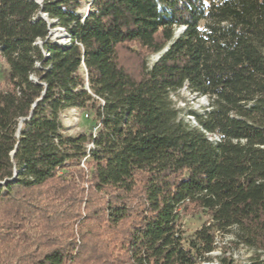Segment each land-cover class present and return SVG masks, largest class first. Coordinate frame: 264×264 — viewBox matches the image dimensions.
Segmentation results:
<instances>
[{"label":"trees","instance_id":"16d2710c","mask_svg":"<svg viewBox=\"0 0 264 264\" xmlns=\"http://www.w3.org/2000/svg\"><path fill=\"white\" fill-rule=\"evenodd\" d=\"M49 20L68 43H37ZM0 55V264H197L233 227L264 264V0H0ZM185 85L210 99L197 126ZM71 108L98 130L65 133Z\"/></svg>","mask_w":264,"mask_h":264},{"label":"rangeland","instance_id":"374dc122","mask_svg":"<svg viewBox=\"0 0 264 264\" xmlns=\"http://www.w3.org/2000/svg\"><path fill=\"white\" fill-rule=\"evenodd\" d=\"M39 1V0H37ZM43 1L44 0H40ZM89 4L85 3L84 7L80 9V13L85 15L88 13ZM55 22V21H53ZM58 28L54 31L55 34L50 39L58 44H66L69 42L68 36L65 30H59L61 26H55ZM184 26H179L175 31V38L180 36L184 31ZM44 41L43 39H39ZM38 40V41H39ZM43 45V44H42ZM135 47V46H133ZM125 62L129 64L130 68L136 70L138 65L141 64V59L138 58L134 53L131 54L130 51L125 52ZM162 53H152L147 55L146 62L148 67H151L161 56ZM39 68L42 67L40 63L37 64ZM6 70L7 64L5 60L0 55V88H5L7 85L6 81ZM172 103L175 109L178 110L179 116L187 123L192 126H197L198 122L195 113H204L209 110L210 99L206 95H199L191 91L186 85L171 93ZM64 131L70 135H77L82 132L94 133L98 130L99 124L96 122L92 113L86 112L78 108H71L66 110L61 115ZM210 138L219 140V136L216 134H210ZM83 167H86L82 164ZM85 187L88 188V183H83ZM86 215V210L83 211V217ZM82 217V218H83ZM209 215L205 211H199L196 213H189L182 216L180 221V228L183 231L184 243L188 247L190 239L194 232L199 229L205 222L209 220ZM81 220V219H80ZM79 221L73 223L72 228L74 231V237L78 245L82 244V231L79 228ZM81 222L80 224H82ZM90 228L89 223L85 226V229ZM77 251V249H76ZM256 251L252 247L246 246L238 241L236 227L231 228L228 232H217L215 248L212 252L208 253L205 258L200 260L197 264H219L220 258L223 256L232 257L237 264H248L252 258L256 257ZM261 259H264V251H260ZM76 254V252H75ZM129 264V263H128Z\"/></svg>","mask_w":264,"mask_h":264},{"label":"water","instance_id":"95a60500","mask_svg":"<svg viewBox=\"0 0 264 264\" xmlns=\"http://www.w3.org/2000/svg\"><path fill=\"white\" fill-rule=\"evenodd\" d=\"M35 1H36L38 4L42 5V2H39V1H37V0H35ZM40 13H41V16H42V17H44L45 19L48 20V18H47V14H46L45 12L41 11ZM52 23H53V20H49L50 30H49V35L46 37V40H44V41H40V40H39V41H37L38 44L42 45L43 43H45V42L49 41L50 39H52L51 34H52L53 30L58 29V28H52V27H51ZM59 30H65V29H64V28H59ZM175 35H176V34H175ZM66 36H67V35H66ZM55 43H56V42H55ZM168 48H169V47L167 46V47L163 50V52L167 51ZM40 99H41V98H39L38 100H40ZM35 104H36V103H35ZM35 104H34V105H35ZM20 128H21V127H20ZM20 128H19V131H18V132H20ZM16 150H17V147H16L15 150L12 152V156H14ZM17 175H18V171L15 170L14 176H13V178H11V180L14 179Z\"/></svg>","mask_w":264,"mask_h":264},{"label":"bare ground","instance_id":"6f19581e","mask_svg":"<svg viewBox=\"0 0 264 264\" xmlns=\"http://www.w3.org/2000/svg\"><path fill=\"white\" fill-rule=\"evenodd\" d=\"M39 2H42V1H40V0H39ZM54 31H55V30H53V32H52V34H51V36H54V35H53V34H55V33H54Z\"/></svg>","mask_w":264,"mask_h":264},{"label":"built area","instance_id":"2783aa9c","mask_svg":"<svg viewBox=\"0 0 264 264\" xmlns=\"http://www.w3.org/2000/svg\"><path fill=\"white\" fill-rule=\"evenodd\" d=\"M85 160H86V158L83 160V165L85 166Z\"/></svg>","mask_w":264,"mask_h":264}]
</instances>
